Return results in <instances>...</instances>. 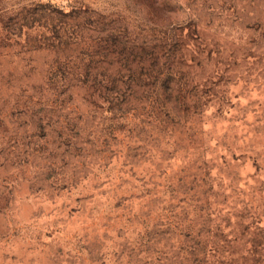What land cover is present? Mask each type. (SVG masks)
I'll return each mask as SVG.
<instances>
[{
	"label": "rangeland",
	"instance_id": "1",
	"mask_svg": "<svg viewBox=\"0 0 264 264\" xmlns=\"http://www.w3.org/2000/svg\"><path fill=\"white\" fill-rule=\"evenodd\" d=\"M0 264H264V0H0Z\"/></svg>",
	"mask_w": 264,
	"mask_h": 264
}]
</instances>
